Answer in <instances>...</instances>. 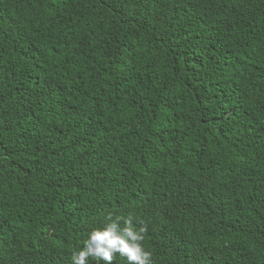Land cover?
<instances>
[{
  "label": "trees",
  "instance_id": "obj_1",
  "mask_svg": "<svg viewBox=\"0 0 264 264\" xmlns=\"http://www.w3.org/2000/svg\"><path fill=\"white\" fill-rule=\"evenodd\" d=\"M109 216L153 264H264V0H0V264Z\"/></svg>",
  "mask_w": 264,
  "mask_h": 264
},
{
  "label": "clouds",
  "instance_id": "obj_2",
  "mask_svg": "<svg viewBox=\"0 0 264 264\" xmlns=\"http://www.w3.org/2000/svg\"><path fill=\"white\" fill-rule=\"evenodd\" d=\"M108 220L104 228L90 233L82 250L72 254V264H88L90 259L97 264H115L117 256L126 260L127 264H153L152 253L144 248L147 223L137 221L140 226H136L131 216H109Z\"/></svg>",
  "mask_w": 264,
  "mask_h": 264
}]
</instances>
